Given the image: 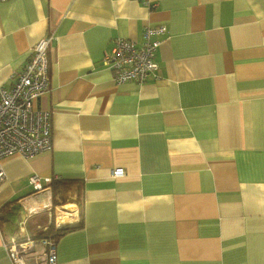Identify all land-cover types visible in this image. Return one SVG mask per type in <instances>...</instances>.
<instances>
[{"label": "crops", "instance_id": "crops-1", "mask_svg": "<svg viewBox=\"0 0 264 264\" xmlns=\"http://www.w3.org/2000/svg\"><path fill=\"white\" fill-rule=\"evenodd\" d=\"M145 1L0 0L2 88L52 38L51 150L1 161L0 264L27 239L44 264L52 226L58 264H264V0ZM156 25L157 71L117 84L104 54Z\"/></svg>", "mask_w": 264, "mask_h": 264}, {"label": "built area", "instance_id": "built-area-1", "mask_svg": "<svg viewBox=\"0 0 264 264\" xmlns=\"http://www.w3.org/2000/svg\"><path fill=\"white\" fill-rule=\"evenodd\" d=\"M165 33L164 25L146 26L139 47L132 40L115 39L103 58V65L113 73V80L117 84L128 81L142 84L154 74L158 69L155 53L160 42L157 37ZM51 40L50 36H45L34 44L23 69L13 75L11 87L4 89L0 86V183L5 177L1 165L5 157L15 154L32 157L51 150L49 113L34 111L31 106L34 99L48 92L46 50ZM111 175L122 177L124 171L116 169ZM50 182L49 178L41 179L37 175L29 178L35 192L42 191ZM41 243L45 248L44 264H58L54 242L43 239ZM4 246L11 264H41L36 261L38 256L29 239L22 242L11 240Z\"/></svg>", "mask_w": 264, "mask_h": 264}, {"label": "trees", "instance_id": "trees-1", "mask_svg": "<svg viewBox=\"0 0 264 264\" xmlns=\"http://www.w3.org/2000/svg\"><path fill=\"white\" fill-rule=\"evenodd\" d=\"M51 183H50L51 184V192H52V196H54L56 191H57L58 184H56L55 182H51ZM67 231H68V229L63 228V229L57 230V229L54 228V226H52L51 228H49L45 232V234L40 235L38 238H40L41 240L50 239L51 241L54 242L58 237H60L61 235L65 234Z\"/></svg>", "mask_w": 264, "mask_h": 264}, {"label": "bare ground", "instance_id": "bare-ground-1", "mask_svg": "<svg viewBox=\"0 0 264 264\" xmlns=\"http://www.w3.org/2000/svg\"><path fill=\"white\" fill-rule=\"evenodd\" d=\"M20 72V71H19ZM19 72H17V73H19ZM147 79V78H146ZM146 81V80H145ZM128 82H130V81H128ZM145 83V82H144ZM144 83H142V84H144ZM142 84H139V85H142ZM5 89V88H4ZM24 158H28V157H24Z\"/></svg>", "mask_w": 264, "mask_h": 264}, {"label": "rangeland", "instance_id": "rangeland-1", "mask_svg": "<svg viewBox=\"0 0 264 264\" xmlns=\"http://www.w3.org/2000/svg\"><path fill=\"white\" fill-rule=\"evenodd\" d=\"M53 242V241H52Z\"/></svg>", "mask_w": 264, "mask_h": 264}]
</instances>
